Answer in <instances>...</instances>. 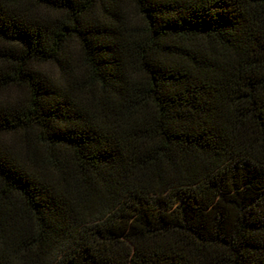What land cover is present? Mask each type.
Wrapping results in <instances>:
<instances>
[{
    "label": "trees",
    "instance_id": "trees-1",
    "mask_svg": "<svg viewBox=\"0 0 264 264\" xmlns=\"http://www.w3.org/2000/svg\"><path fill=\"white\" fill-rule=\"evenodd\" d=\"M0 264H264V0H0Z\"/></svg>",
    "mask_w": 264,
    "mask_h": 264
}]
</instances>
